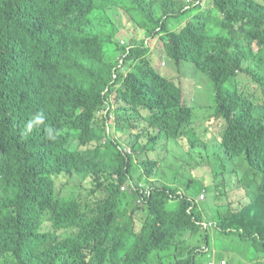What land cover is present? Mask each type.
Instances as JSON below:
<instances>
[{"label": "trees", "instance_id": "16d2710c", "mask_svg": "<svg viewBox=\"0 0 264 264\" xmlns=\"http://www.w3.org/2000/svg\"><path fill=\"white\" fill-rule=\"evenodd\" d=\"M120 13L136 28L128 45L107 24ZM161 35L171 61L207 76L213 116L225 121L219 152L194 156L210 164L217 189L234 179L245 189L248 200L225 218L217 193L216 206L200 207L204 180L189 173L187 193L173 191L154 175L163 160L146 155L187 135L192 151L205 147L184 91L149 61L146 40ZM251 63L264 69L262 0H0V264H237L232 251L213 254L214 239L232 237L255 251L245 264L264 262V102L238 82ZM253 81L264 96V81ZM113 93L127 104L120 128L152 115L156 132L145 146L133 141L134 154L109 130L111 113L97 117ZM137 177L153 188L124 192ZM76 178L91 182L96 203L64 193Z\"/></svg>", "mask_w": 264, "mask_h": 264}, {"label": "rangeland", "instance_id": "374dc122", "mask_svg": "<svg viewBox=\"0 0 264 264\" xmlns=\"http://www.w3.org/2000/svg\"><path fill=\"white\" fill-rule=\"evenodd\" d=\"M174 1L189 3L191 0ZM128 23H131V25H133L132 22L129 21L128 18L121 13L119 14V18L117 20L115 17H113L111 18V20L107 21V24H109L111 30L116 33V40L122 42V44L124 45L129 44L132 37L131 33L136 30L135 27H133V29H130L128 27ZM166 39L167 38L165 35H161V37L148 40V44L149 46H151V54L149 53L150 55L148 57L149 61L151 62L155 70H157L158 73L161 74L162 77L173 81L184 91V98L186 103L190 107H194L193 122L190 126V131L196 139L204 142L205 147L204 150L202 149L199 151H192V148L197 146V141L195 143L194 141H192L191 137L187 135L186 137L179 140L178 144L176 145L159 141L155 150L148 151L146 155L148 154V159L151 160H157L158 162L160 160H163V162L160 161L161 163L155 170L154 175L157 176V180L163 179L164 182L173 185L172 188L170 186L173 191L177 190V187H179L180 190H184L186 192L185 187L187 186L189 173H191L193 177L195 176V178L199 180H204L205 185L209 187V189L206 192H203V194L205 195L204 199L206 200V203H203L204 205L200 207L207 208L209 205H211L212 207L216 206L217 204L215 202V193H217L222 197L220 199L223 204H220L218 206L222 209L221 212L219 211V213L223 218H225L234 210L239 209L241 207V204L245 203L248 200L246 192L243 191L245 189L242 186L240 187V184L239 186H236V179L231 181V185L229 186L230 190L226 189V187L222 188V190L217 189L218 186L216 185L215 177L213 175L210 164L208 162L200 163V161L194 158V156L198 157L199 152H203L204 157H206V155H213L214 153L219 152L217 142L221 140L222 125L225 121L223 119H217L213 116V91H211L210 81L207 76L198 71L195 66L190 63L183 62L181 65H177L173 61L170 62L164 47V41ZM248 65L249 64H247L246 66ZM133 66V64L128 65L124 71L126 73H129ZM248 70L249 71L247 74L243 73L238 76L239 90L243 91L244 96H257L258 100L257 102H255V105L259 104V106H261V104L264 102V96L262 95V86L261 84L253 81V76L255 75L261 81H264V69L256 63H251ZM112 97L117 107V110L115 112L113 111L111 119H109V126H111L112 135L123 140L125 144H127L128 141H138L141 146H145V144L148 143L150 138L154 136V133L156 132V130L153 129L154 126L151 123L149 124L152 115H149L147 111H143L145 116H148L144 120L148 119V121H142V124H140V126H135L131 131L120 128L119 125H116L118 111L125 110L127 104L123 100L118 98L117 93H114ZM119 99L121 102H119ZM102 115L103 112H99L97 114V117H102ZM143 127H145L146 130L145 135H140ZM71 143H74V147L77 146L81 148V150L89 148V145L78 146V143L80 142H78L77 140L72 141ZM93 147L94 146H90V148ZM190 155L193 156V159ZM140 173L141 169L139 168L138 177L140 176ZM175 178H181L180 183H175ZM141 180H144V177L140 178V181ZM152 181L154 180H150V182L148 183V187L150 189L153 188ZM143 182L144 184H146L145 181ZM210 187L213 188L210 189ZM91 190V182H86L76 178L71 179L70 185L67 187V189L64 190V193L69 195L75 192V194L77 193L78 195H82L85 198L84 200H86L88 203H92L93 201L94 203H96V198H98L100 194L93 195L91 193ZM127 190H129V188ZM199 200H203V196L200 197ZM198 202L200 203V201ZM206 204H208V206ZM200 210H202V208H200ZM144 216V212L138 213L135 216L138 227H140ZM208 220L209 219H206L203 224H209L208 227L211 228V222L210 220ZM214 243L215 246L213 247V254L214 256L216 255V259L221 257L223 253L226 254L225 257H228V253H226L227 251H232L230 252V254L236 256V258L238 257L240 263L237 262V264H245L249 260L255 259V251L251 247V244L242 242L238 238H223L217 242L216 239H214ZM254 263L255 262H250V264ZM257 263L264 264L262 260L258 261Z\"/></svg>", "mask_w": 264, "mask_h": 264}, {"label": "clouds", "instance_id": "9594fccd", "mask_svg": "<svg viewBox=\"0 0 264 264\" xmlns=\"http://www.w3.org/2000/svg\"><path fill=\"white\" fill-rule=\"evenodd\" d=\"M149 40V39H148ZM148 40H146V42H147V44H148ZM151 47V46H150ZM150 51H151V49H150ZM150 54H151V52H150ZM149 54V55H150ZM169 59V58H168ZM169 61H171L170 59H169ZM125 72V71H124ZM114 94V93H113ZM112 94V95H113ZM112 95L111 96H109V99H111V101H109V102H111V108H108V109H102V110H99V112H103V115L105 114V113H111V115L113 114V111L115 112L116 110H117V107H116V104H115V101H114V99H113V97H112ZM98 112V113H99ZM102 115V116H103ZM118 118V117H117ZM117 118H116V125H118V123H117ZM109 119H111V118H109ZM37 123H39V122H42V120L41 119H37V121H36ZM28 129L29 130H31L32 129V127H33V123L32 122H29V124H28ZM109 127H111V126H109ZM109 130H111V129H109ZM118 138V137H117ZM122 142H124L123 140H122ZM124 148H125V150L129 153V154H134V146H133V141H128V143L127 144H125V142H124ZM137 155V154H136ZM137 179H138V177H137ZM136 179V181H135V183H128L127 185H125L123 188H122V190L124 191V192H129V193H132V194H134L135 192V190L137 189V187H142V188H146V189H148L149 187V184L148 185H146V184H144V182L143 181H145V180H141L140 181V179H138L137 180ZM155 181H152V183H154ZM149 183V182H148ZM169 185H171V184H169ZM171 186H173V185H171ZM175 186V185H174ZM129 188V190H127L128 188ZM178 189H179V191L180 192H184V194H186V192L183 190H180V188L179 187H177ZM144 221V220H143ZM142 221V222H143ZM141 225H142V223H141ZM141 225H140V227H141ZM206 225H209V224H206ZM211 225H212V222H211ZM136 227L137 228H140V227H138V225L136 224ZM222 262H225V264H226V261L225 260H222L221 262H220V264H222ZM209 264H217V260H212Z\"/></svg>", "mask_w": 264, "mask_h": 264}, {"label": "built area", "instance_id": "2783aa9c", "mask_svg": "<svg viewBox=\"0 0 264 264\" xmlns=\"http://www.w3.org/2000/svg\"><path fill=\"white\" fill-rule=\"evenodd\" d=\"M222 264H225V262H222Z\"/></svg>", "mask_w": 264, "mask_h": 264}]
</instances>
